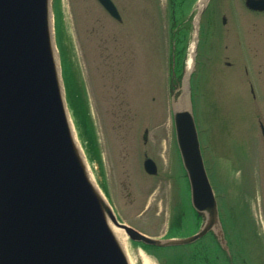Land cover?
I'll return each instance as SVG.
<instances>
[{
	"label": "rangeland",
	"instance_id": "rangeland-1",
	"mask_svg": "<svg viewBox=\"0 0 264 264\" xmlns=\"http://www.w3.org/2000/svg\"><path fill=\"white\" fill-rule=\"evenodd\" d=\"M112 1L121 22L97 0H54L65 80L75 71L83 79L100 162L89 154L75 121L78 137L91 174L120 221L151 236L169 232L167 237L184 238L198 231L203 220L189 202L174 137L165 0ZM242 6V0H214L211 5L212 28L199 44L191 80L193 112L226 237L236 245L234 264H242L238 255L245 256L246 264H264V142L259 125L264 124V13L251 14ZM221 13L235 17L227 41ZM239 27L244 41L235 35ZM146 155L157 164V174L144 171ZM207 239L164 253L173 264H193V254ZM124 245L131 264H165L161 250H144L127 236ZM210 252L220 254L215 248Z\"/></svg>",
	"mask_w": 264,
	"mask_h": 264
},
{
	"label": "water",
	"instance_id": "water-1",
	"mask_svg": "<svg viewBox=\"0 0 264 264\" xmlns=\"http://www.w3.org/2000/svg\"><path fill=\"white\" fill-rule=\"evenodd\" d=\"M98 1L120 18L111 0ZM208 2L198 0L188 59L171 83L176 145L190 202L204 221L191 236L156 238L118 221L91 174L65 98L51 0H0V264H130L116 228L161 247L213 231L227 249L191 99L200 17ZM246 5L264 9V0ZM143 166L157 172L149 157Z\"/></svg>",
	"mask_w": 264,
	"mask_h": 264
},
{
	"label": "trees",
	"instance_id": "trees-1",
	"mask_svg": "<svg viewBox=\"0 0 264 264\" xmlns=\"http://www.w3.org/2000/svg\"><path fill=\"white\" fill-rule=\"evenodd\" d=\"M183 40L182 43L180 45H178L175 48V61L178 64V69L180 70V68L182 67L183 64V57L185 54V50H186V39H187V32L185 31L183 34ZM177 36V35H176ZM73 77L75 78V75L73 74ZM73 77L71 80H66V87H67V93H68V98H69V102L73 111V115L75 117V121L77 122V124L82 128V133L85 135L87 142H88V146H87V150H89V154L91 155V157L94 155L95 158L98 160V162H100V157H99V151H98V143H97V139L95 137V132L92 126V121L90 119L89 113H88V109L86 106V103L84 101V98L82 96L81 90L74 85V81H73ZM177 80L179 78V72L176 75ZM176 80V81H177ZM173 82V80H172ZM93 158V157H92ZM212 241L215 240L211 237ZM145 248L147 249H152L154 247L152 246H148V245H144L142 244ZM217 246V244H216ZM215 257V256H214ZM214 257H210L209 255L205 256L206 260H211ZM200 260L196 263V264H203V256L199 257Z\"/></svg>",
	"mask_w": 264,
	"mask_h": 264
},
{
	"label": "flooded vegetation",
	"instance_id": "flooded-vegetation-1",
	"mask_svg": "<svg viewBox=\"0 0 264 264\" xmlns=\"http://www.w3.org/2000/svg\"><path fill=\"white\" fill-rule=\"evenodd\" d=\"M213 2H214V0H210V2L208 3V5H207V7L205 8V10H204V12L202 13V15H201V19H200V33H199V42H201L202 40H203V38L205 37V35H206V32L208 31H210L211 30V26H212V24H211V18H213L212 17V9H211V5L213 4ZM220 3V2H219ZM218 3V4H219ZM242 3L244 4V0H242ZM218 9H220V11L222 10L221 8H222V5L221 4H219L218 6ZM241 8H244V9H247V11L249 12V13H251V14H255V13H257L256 11H254V10H251V9H249V8H247V7H241ZM240 8V9H241ZM242 12V11H241ZM258 13H260V12H258ZM222 15H221V17H220V25H221V28H223L222 30H223V33L225 34V38L227 37V36H229L230 34H231V25H230V21H232L233 20V18L235 19V17H232V14H230V13H228V16H227V14H225V13H221ZM242 14H244L243 12H242ZM231 16V18L230 19H228L229 17ZM236 21L239 23V25H240V22H239V19L238 18H236ZM227 23H228V25H227ZM206 24H208V26H206ZM237 32H238V34H237ZM241 32H243L241 29H240V27L238 28V30H236V34L235 35H237V38L239 37V36H242L241 35ZM243 38H241L240 40L241 41H244L245 40V37L244 36H242ZM228 39L226 38V39H224V41H227Z\"/></svg>",
	"mask_w": 264,
	"mask_h": 264
},
{
	"label": "bare ground",
	"instance_id": "bare-ground-1",
	"mask_svg": "<svg viewBox=\"0 0 264 264\" xmlns=\"http://www.w3.org/2000/svg\"><path fill=\"white\" fill-rule=\"evenodd\" d=\"M188 62H190V60H189ZM189 64H190V63H189ZM115 233H116L117 237L121 240V242H122L123 245H124V237H125V233L123 232V230L116 228V229H115ZM146 263H147V264H150V263H148L147 261H146Z\"/></svg>",
	"mask_w": 264,
	"mask_h": 264
}]
</instances>
